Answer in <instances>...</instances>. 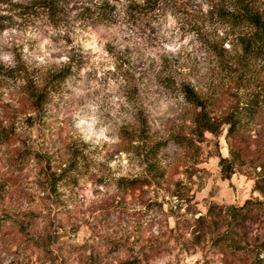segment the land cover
<instances>
[{
	"label": "rangeland",
	"instance_id": "1",
	"mask_svg": "<svg viewBox=\"0 0 264 264\" xmlns=\"http://www.w3.org/2000/svg\"><path fill=\"white\" fill-rule=\"evenodd\" d=\"M242 2L264 19V0H0V264L255 258L264 54H243ZM252 99L247 156L225 178L223 119ZM247 199L263 204L234 220ZM217 235L238 249L218 254Z\"/></svg>",
	"mask_w": 264,
	"mask_h": 264
},
{
	"label": "trees",
	"instance_id": "2",
	"mask_svg": "<svg viewBox=\"0 0 264 264\" xmlns=\"http://www.w3.org/2000/svg\"><path fill=\"white\" fill-rule=\"evenodd\" d=\"M230 15L236 21L245 22L250 26L249 32L240 36V45L243 54L246 56H258L264 54V19L262 16L259 15L251 6L248 7L245 5L244 2L240 3L238 5V10L234 13H230ZM183 92L188 102L195 108L194 120L201 130L210 133L216 132L215 122L206 113L205 100L199 96L192 87L190 88L189 86H184ZM257 104L258 103L252 99L248 102V104L243 105L241 108L231 110V112L225 115V119H223V123L228 126L226 136L228 140H230V157H221L220 159L222 173L225 178H230L235 171L236 158L247 156L244 149L246 147H250V145L246 144L244 130L248 126L251 114L255 110ZM233 142L235 144H233ZM235 146L237 147V153L239 151L238 149H242V154H235ZM262 178L261 180H264V177ZM137 180L138 179L129 180L123 178L122 184L132 188L146 184L145 181L137 183ZM261 180L260 178L256 180L254 189L259 190L264 195V183ZM263 202L247 199L241 206L234 208V210L230 213V216H232L234 220H239L242 215L253 207L254 204H258V206H260ZM236 245V242L223 235H217L213 241V246L217 247L216 252L218 254L223 253L225 248L235 251L238 249ZM261 252H264V240L259 244L255 258L245 264H261L263 262V259L259 257Z\"/></svg>",
	"mask_w": 264,
	"mask_h": 264
},
{
	"label": "clouds",
	"instance_id": "3",
	"mask_svg": "<svg viewBox=\"0 0 264 264\" xmlns=\"http://www.w3.org/2000/svg\"><path fill=\"white\" fill-rule=\"evenodd\" d=\"M45 42H47V41H45Z\"/></svg>",
	"mask_w": 264,
	"mask_h": 264
}]
</instances>
